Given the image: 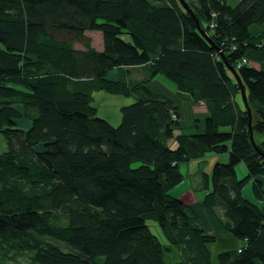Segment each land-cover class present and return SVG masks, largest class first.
Segmentation results:
<instances>
[{
    "label": "trees",
    "instance_id": "trees-1",
    "mask_svg": "<svg viewBox=\"0 0 264 264\" xmlns=\"http://www.w3.org/2000/svg\"><path fill=\"white\" fill-rule=\"evenodd\" d=\"M188 5L193 15L178 0H0L1 254L168 264L156 226L175 264H212L215 236L169 190L182 182L180 164L226 153L201 173V204L243 244L217 263L264 264V158L235 99L242 86L252 131L264 133V0ZM93 31L101 50L85 35ZM158 74L205 105L201 130L175 135L174 101L147 87ZM93 90L134 100L116 126L95 111Z\"/></svg>",
    "mask_w": 264,
    "mask_h": 264
},
{
    "label": "rangeland",
    "instance_id": "rangeland-1",
    "mask_svg": "<svg viewBox=\"0 0 264 264\" xmlns=\"http://www.w3.org/2000/svg\"><path fill=\"white\" fill-rule=\"evenodd\" d=\"M185 1L188 4H191L192 2H194V0H185ZM226 1L231 6H234L238 2V0H226ZM90 40H91L92 45L94 47H97V39L95 37H93ZM75 47L76 48H81V45L77 43ZM108 75H109V77H112L114 79H120V74L118 72H115V71L109 72ZM157 77H161L162 79H166L163 76H157ZM137 81L139 82L140 79H138ZM167 81H169V79H167ZM171 82L169 81V83H171ZM96 92H102L105 95H107V97H108V98H104L102 100H99V103H98L97 106L94 104L95 100H94V96H93V94L96 93ZM179 92H181V91H179ZM180 94H182V93H180ZM109 96H112V97H109ZM123 98H125V97L123 95H121V94H111V93H108V92L103 91V90H93V91H91V102H92V106L94 107L95 111H98V113H100L103 116H107V117H110V118L115 119V120L118 119V118H113L111 116H114V114H115V116H117L119 114L117 113V111H113L114 112L113 113L107 107L109 105H112V104H115V103L116 104L121 103V99H123ZM235 99L239 103V106L241 108H243L244 106H243L240 94H237L235 96ZM194 103L195 104H197V103L199 104V102L194 100L191 96H190V98L187 96L186 98L180 99V101H177V102L175 101L174 102V104L177 107L178 112H179V109H180L179 120H180V123H181L180 129L175 131V135H179L181 133L193 134V133L197 132V128H196L197 127L196 126L197 123L194 120V115L195 114L194 113L192 114L193 108L191 107V106L194 105ZM121 104H123V103H121ZM191 132H193V133H191ZM173 146L175 147L174 144H173ZM256 146L259 147L261 145H257L256 144ZM2 148H3V146H2V138L0 137V151L2 150ZM222 155H224V157H227V159L225 161V162H227L228 161V154L224 153V154H219L218 156H222ZM209 158H212V157L208 155V156H204L203 158L192 159V160H190L187 163H182L181 165H183V164L186 165L187 164L185 167L191 166V168L199 169L198 172H197V176H201V173H202L203 176L204 175L207 176V169H208L209 170V173H208L209 175L208 176H210V172H211L212 166L216 162H219V161L214 162V160H213L212 163H210V165H209L208 164L209 163ZM240 167H241L240 165L238 167H236V171L238 172V174L236 172L238 179H242L243 177H245L247 175L246 167L244 166V169H245V175L244 176L241 174V171L239 170ZM193 175H191V177H193ZM251 182L252 181L250 180L244 190L247 191V190L250 189ZM190 189H193V190H190ZM205 192L206 191H204L202 189L201 183L200 182H199V184L196 183L194 181V179H192L190 181H188V179H185L179 185H177V186H175V187H173V188H171L169 190V194L170 195L175 196L177 198H181V199H182V196L184 194L188 193V195L185 197V202L187 204H189L188 201L192 200L191 194L193 196H195L196 199H199L202 196H204ZM190 206L192 208V205H190ZM200 208H203V207L202 206H198L195 203L194 209L198 210ZM209 214L212 215L210 212H209ZM209 214H207V215H209ZM152 230H154L156 232L157 236L161 240V242L164 245V247L167 250H169V252L167 251V253H166L167 254L166 255L167 263L168 264H173V263L177 262L178 261V257H176V255H177L176 249L174 247H172V246H169L167 244V241L163 237V235H162L161 231L158 229V227L153 226ZM51 243L56 245L57 247H59L61 250H66L65 245L63 243L59 242V241L51 240ZM172 255H173V257H172ZM0 264H34V263H33V260H32V253L27 252V251L21 252V253L15 251V252H8V253H5V254H1L0 253Z\"/></svg>",
    "mask_w": 264,
    "mask_h": 264
},
{
    "label": "crops",
    "instance_id": "crops-1",
    "mask_svg": "<svg viewBox=\"0 0 264 264\" xmlns=\"http://www.w3.org/2000/svg\"><path fill=\"white\" fill-rule=\"evenodd\" d=\"M85 35L92 39L93 37H95L97 39V47H94L91 43V46L94 47L96 50H101L102 49V37L101 34L99 32L93 31V32H86ZM113 72V71H112ZM116 72V71H115ZM109 74V73H108ZM109 76V75H108ZM157 76H163V75H156L148 84L147 87L154 93L162 95V96H166L170 99H172L174 102L176 101H180V99L182 98H186L187 96L190 98V95L184 92H179L176 88V85L171 82L169 83V81H167L166 79H162L161 77H157ZM157 77V78H156ZM164 77V76H163ZM182 93V94H180ZM104 93L102 92H96L93 94L94 96V104L97 106L99 103V100H102L104 98H108L107 95H103ZM112 97V96H109ZM134 100L132 98H123L121 99V103L119 104H112L109 105L107 108L109 110L113 111H117V113L119 115L115 116H111L113 118H118V119H112L110 117L107 116H103L100 113L97 114L102 117L103 119H105L108 123H110L113 126H116L119 121H120V108L122 106H126L129 105L133 102ZM193 108L192 110V114L194 113V120L196 121V128L198 130L202 129V123L203 120L207 114V110L206 107L203 103L199 102V104H195L193 106H191ZM114 113V112H113ZM180 114V109L179 112ZM255 117V115L253 116ZM253 139L255 141V143L257 145H262L264 143V133H253ZM212 158H209V165L210 163H212V161L214 160V162L219 161V162H225L227 157H224V155L222 156H216V155H209ZM213 162V163H214ZM187 165V164H186ZM186 165H179V170L181 172L182 175V181L185 179H188V181L194 179V181L196 183L199 184V182L201 183V176H197V172L199 169H195V168H191V166L185 167ZM241 167L239 168V170L241 171V174L244 176L245 175V169H244V164L241 163L239 164ZM238 165V166H239ZM237 166V167H238ZM184 170V171H183ZM237 172V171H236ZM206 173V172H205ZM209 170L207 169V176L209 175ZM194 174V175H193ZM238 174V172H237ZM191 175H193V177H191ZM196 176V177H195ZM263 184H264V178H261ZM193 190V189H190ZM188 195V193L184 194L182 196V200L185 201V197ZM192 196V200L188 201L189 205H192L193 208V212L196 214L199 222L201 223V225L203 226L204 230L208 233V234H212L215 236L216 240L214 243L209 244L208 245V249L210 251L211 254V262L212 264H218L217 263V259H216V255L221 252V251H232L237 249L239 246H241L243 244V242L241 241H237L235 240L227 231L223 230L222 227L219 225L218 221L216 220V218L213 215L209 214V211H207V209L205 208H200L198 210L194 209V205L195 203L198 206H202L201 201L203 199V196L199 199H196L195 196ZM259 205L261 207V209L264 212V187H263V199L259 202ZM203 207V206H202ZM209 214V215H207ZM156 233V232H155ZM173 257V255H172ZM176 257H178V255H176ZM176 263V262H175ZM173 263V264H175Z\"/></svg>",
    "mask_w": 264,
    "mask_h": 264
},
{
    "label": "water",
    "instance_id": "water-1",
    "mask_svg": "<svg viewBox=\"0 0 264 264\" xmlns=\"http://www.w3.org/2000/svg\"><path fill=\"white\" fill-rule=\"evenodd\" d=\"M178 2L180 3V5L183 7V9H185L186 11H188L190 14L193 15L192 13V10L191 8L189 7L188 3L185 1V0H178ZM202 33L205 35V33L202 31ZM231 73L234 75L236 81L238 83H240V80L236 74V72L234 70H230ZM240 96H241V99H242V103H243V106L245 108V111L247 112V116L249 118V121H248V128H249V140L253 146V148L257 151V153H259L260 156H262L264 158V152H262L255 144L254 142V139H253V131H252V128H251V120H252V116H251V110L250 108L248 107V104H247V101H246V95H245V91L243 89L242 86H240Z\"/></svg>",
    "mask_w": 264,
    "mask_h": 264
}]
</instances>
